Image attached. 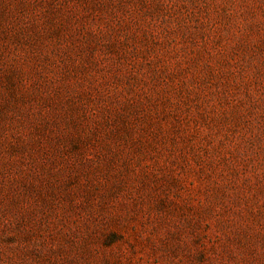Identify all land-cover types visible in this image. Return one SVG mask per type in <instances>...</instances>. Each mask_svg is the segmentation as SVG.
I'll return each instance as SVG.
<instances>
[{
	"label": "rangeland",
	"instance_id": "rangeland-1",
	"mask_svg": "<svg viewBox=\"0 0 264 264\" xmlns=\"http://www.w3.org/2000/svg\"><path fill=\"white\" fill-rule=\"evenodd\" d=\"M0 264H264V0H0Z\"/></svg>",
	"mask_w": 264,
	"mask_h": 264
}]
</instances>
